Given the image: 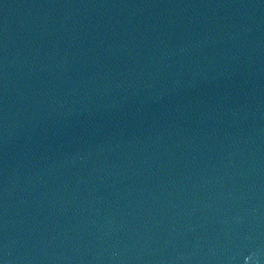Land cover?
<instances>
[{"label":"water","instance_id":"95a60500","mask_svg":"<svg viewBox=\"0 0 264 264\" xmlns=\"http://www.w3.org/2000/svg\"><path fill=\"white\" fill-rule=\"evenodd\" d=\"M0 264H264V0H0Z\"/></svg>","mask_w":264,"mask_h":264}]
</instances>
